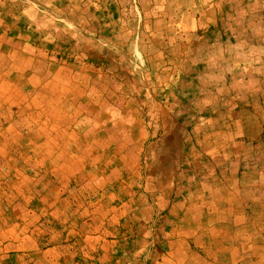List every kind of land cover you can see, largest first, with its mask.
I'll list each match as a JSON object with an SVG mask.
<instances>
[{"label": "rangeland", "instance_id": "obj_1", "mask_svg": "<svg viewBox=\"0 0 264 264\" xmlns=\"http://www.w3.org/2000/svg\"><path fill=\"white\" fill-rule=\"evenodd\" d=\"M259 1L0 0V264H161L170 235L175 264H264V160H214L179 94L191 47L228 86Z\"/></svg>", "mask_w": 264, "mask_h": 264}, {"label": "crops", "instance_id": "obj_2", "mask_svg": "<svg viewBox=\"0 0 264 264\" xmlns=\"http://www.w3.org/2000/svg\"><path fill=\"white\" fill-rule=\"evenodd\" d=\"M256 5L257 7L254 5L251 7L252 14L249 15V17L251 16L249 23L245 22L248 11L241 10L243 14L240 18L242 26L237 27L236 40L233 41L229 39L230 35L227 36L226 47L234 45L236 49V51L230 49L225 51L226 55L234 58V64L231 65L228 60L224 64L231 79L228 86L227 83L224 84L222 76L216 75L218 71L215 73L207 71L197 73L191 69L192 64H195L192 57L194 48L191 47L183 63L184 74H187L189 79H183L179 90V94L181 93L187 103L189 117L193 116L195 119L193 140L197 141V136L207 133V128L210 127V135L201 137V139L204 144L209 141L211 145L214 143L213 153H211L213 159L220 162L225 160V153L229 150L230 153L234 154L230 155L231 159L248 164L249 173L257 168L256 161L264 160V152L261 155L252 154L255 147L258 151H262L264 148V3L259 1ZM223 71L220 69L219 72L222 73ZM190 81L194 82L190 84ZM196 81L198 87H196ZM208 122H210L209 126L207 125ZM223 145L225 146L223 147ZM203 150L207 152L206 149ZM226 169L224 168V173H226ZM213 170L215 172L216 169ZM234 170L237 174L238 166ZM240 173L244 175V173ZM202 183L201 188L205 186V183ZM225 188L227 189V187ZM221 201L223 205L220 203L219 208L223 215H208L205 212L203 217L199 218L201 223L214 225L216 223L235 222L227 216L226 199H221ZM244 206L243 202L237 204V207L244 208ZM260 206H264V200L260 198H255L250 205L252 208ZM239 213L242 212L239 210ZM172 236L170 235L173 245L161 251V254L166 256H161L159 261L161 264H175V235Z\"/></svg>", "mask_w": 264, "mask_h": 264}]
</instances>
